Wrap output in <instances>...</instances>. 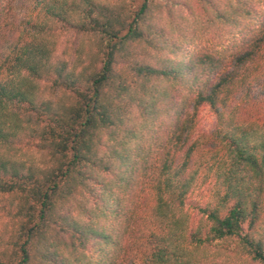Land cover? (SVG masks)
I'll return each instance as SVG.
<instances>
[{
  "label": "trees",
  "instance_id": "1",
  "mask_svg": "<svg viewBox=\"0 0 264 264\" xmlns=\"http://www.w3.org/2000/svg\"><path fill=\"white\" fill-rule=\"evenodd\" d=\"M27 2L16 33L0 7V264H264V0Z\"/></svg>",
  "mask_w": 264,
  "mask_h": 264
},
{
  "label": "rangeland",
  "instance_id": "2",
  "mask_svg": "<svg viewBox=\"0 0 264 264\" xmlns=\"http://www.w3.org/2000/svg\"><path fill=\"white\" fill-rule=\"evenodd\" d=\"M0 7H6L5 15L2 21V25L6 24V31L12 30L14 33L19 31V29L22 28L21 25L23 24L24 20L28 18V13L30 12V4H28L27 0H2L0 1ZM201 116L202 121H200L199 123L195 138L197 136H200L201 134L211 133L215 126V115L208 107H204L202 109ZM206 193V189H204L202 193H194L192 199L189 200V203H193L194 201H199L200 203L203 202L205 199L204 194ZM190 209L192 210L196 223L198 220V216L196 215L195 209ZM141 236L142 231H138L136 236L134 237L135 245L132 251L137 257L143 254L145 251V247L142 241L143 239H141Z\"/></svg>",
  "mask_w": 264,
  "mask_h": 264
}]
</instances>
